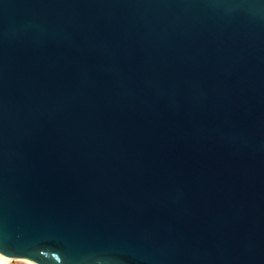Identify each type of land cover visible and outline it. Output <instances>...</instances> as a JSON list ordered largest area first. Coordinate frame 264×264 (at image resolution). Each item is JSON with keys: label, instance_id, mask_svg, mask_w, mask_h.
Returning a JSON list of instances; mask_svg holds the SVG:
<instances>
[{"label": "water", "instance_id": "obj_1", "mask_svg": "<svg viewBox=\"0 0 264 264\" xmlns=\"http://www.w3.org/2000/svg\"><path fill=\"white\" fill-rule=\"evenodd\" d=\"M264 264V0H0V261Z\"/></svg>", "mask_w": 264, "mask_h": 264}, {"label": "bare ground", "instance_id": "obj_2", "mask_svg": "<svg viewBox=\"0 0 264 264\" xmlns=\"http://www.w3.org/2000/svg\"><path fill=\"white\" fill-rule=\"evenodd\" d=\"M15 261L21 262L23 264H32V263L28 262L27 260L19 259V258H17V259H8V260H6L4 262L0 261V264H10V263L15 262Z\"/></svg>", "mask_w": 264, "mask_h": 264}, {"label": "rangeland", "instance_id": "obj_3", "mask_svg": "<svg viewBox=\"0 0 264 264\" xmlns=\"http://www.w3.org/2000/svg\"><path fill=\"white\" fill-rule=\"evenodd\" d=\"M10 264H23V263L18 262V261H15V262H12V263H10Z\"/></svg>", "mask_w": 264, "mask_h": 264}]
</instances>
